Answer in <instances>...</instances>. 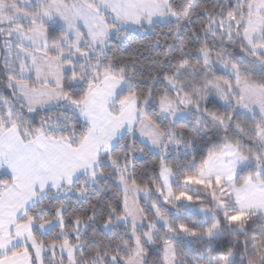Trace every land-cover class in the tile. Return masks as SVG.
I'll use <instances>...</instances> for the list:
<instances>
[{
    "label": "snow or ice",
    "instance_id": "snow-or-ice-1",
    "mask_svg": "<svg viewBox=\"0 0 264 264\" xmlns=\"http://www.w3.org/2000/svg\"><path fill=\"white\" fill-rule=\"evenodd\" d=\"M0 264H264V0H0Z\"/></svg>",
    "mask_w": 264,
    "mask_h": 264
},
{
    "label": "trees",
    "instance_id": "trees-1",
    "mask_svg": "<svg viewBox=\"0 0 264 264\" xmlns=\"http://www.w3.org/2000/svg\"><path fill=\"white\" fill-rule=\"evenodd\" d=\"M0 91H2V89H0Z\"/></svg>",
    "mask_w": 264,
    "mask_h": 264
}]
</instances>
